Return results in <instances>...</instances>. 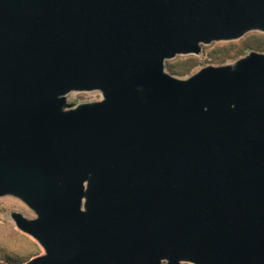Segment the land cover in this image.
I'll return each instance as SVG.
<instances>
[{
    "label": "water",
    "instance_id": "1",
    "mask_svg": "<svg viewBox=\"0 0 264 264\" xmlns=\"http://www.w3.org/2000/svg\"><path fill=\"white\" fill-rule=\"evenodd\" d=\"M252 31L264 0H0V197L44 251L24 264H264V53L165 71Z\"/></svg>",
    "mask_w": 264,
    "mask_h": 264
},
{
    "label": "rangeland",
    "instance_id": "2",
    "mask_svg": "<svg viewBox=\"0 0 264 264\" xmlns=\"http://www.w3.org/2000/svg\"><path fill=\"white\" fill-rule=\"evenodd\" d=\"M250 52L264 53V33L252 31L233 41L201 45L199 55H179L165 61V71L185 79L207 66L233 65ZM100 99L101 96L85 92H72L67 97L68 102L74 105ZM12 212L20 213L27 219L35 218V214L19 199L0 197V263L24 264L41 256L44 251L30 235L14 225L10 218Z\"/></svg>",
    "mask_w": 264,
    "mask_h": 264
},
{
    "label": "built area",
    "instance_id": "3",
    "mask_svg": "<svg viewBox=\"0 0 264 264\" xmlns=\"http://www.w3.org/2000/svg\"><path fill=\"white\" fill-rule=\"evenodd\" d=\"M85 93L93 94L94 96H101L99 91H89V92H85ZM67 101H68V100H67ZM88 101H89V100H88ZM88 101H86V102H88ZM90 101H91V100H90ZM90 101H89V102H90Z\"/></svg>",
    "mask_w": 264,
    "mask_h": 264
}]
</instances>
